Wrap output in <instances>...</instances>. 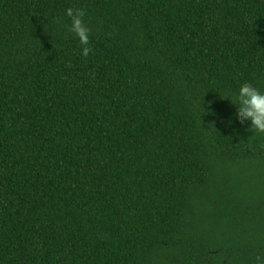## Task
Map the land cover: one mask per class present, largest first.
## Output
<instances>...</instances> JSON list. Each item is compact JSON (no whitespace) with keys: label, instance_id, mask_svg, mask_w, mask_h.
<instances>
[{"label":"trees","instance_id":"obj_1","mask_svg":"<svg viewBox=\"0 0 264 264\" xmlns=\"http://www.w3.org/2000/svg\"><path fill=\"white\" fill-rule=\"evenodd\" d=\"M249 83L264 0H0V264H264Z\"/></svg>","mask_w":264,"mask_h":264},{"label":"clouds","instance_id":"obj_2","mask_svg":"<svg viewBox=\"0 0 264 264\" xmlns=\"http://www.w3.org/2000/svg\"><path fill=\"white\" fill-rule=\"evenodd\" d=\"M66 15L71 18L69 31L74 33L82 45H88L91 30L85 22L86 12L82 9L68 8ZM88 47L83 48V55L87 56ZM237 107V117L241 124L250 121V129L254 133H264V90L253 84H245L238 93L228 97ZM260 257H257L258 262Z\"/></svg>","mask_w":264,"mask_h":264}]
</instances>
